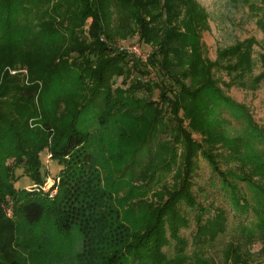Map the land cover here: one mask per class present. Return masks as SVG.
I'll use <instances>...</instances> for the list:
<instances>
[{
	"label": "trees",
	"instance_id": "1",
	"mask_svg": "<svg viewBox=\"0 0 264 264\" xmlns=\"http://www.w3.org/2000/svg\"><path fill=\"white\" fill-rule=\"evenodd\" d=\"M261 10L264 29V0ZM209 29L198 0H0V264H212L205 244L225 231L226 214L205 216L198 203L197 157L221 174L216 146L240 147L223 112L253 124L216 72L230 76L229 87L257 89L264 53L258 74L254 37L213 60L202 39ZM134 35L151 46L146 59L116 45ZM154 67L165 80L144 79ZM45 151L62 166L49 191ZM18 168L41 188H18ZM182 204L197 220L191 254ZM258 227L264 240V217ZM171 240L175 256L164 250ZM244 254L230 246L227 260L250 264Z\"/></svg>",
	"mask_w": 264,
	"mask_h": 264
},
{
	"label": "rangeland",
	"instance_id": "2",
	"mask_svg": "<svg viewBox=\"0 0 264 264\" xmlns=\"http://www.w3.org/2000/svg\"><path fill=\"white\" fill-rule=\"evenodd\" d=\"M209 13L210 29L202 33L205 46V55L211 59H216L217 51L221 47H226L242 41L248 37H254L257 43L254 45V74L262 70L261 54L264 53V29L259 23L263 16L261 10L262 0H198ZM139 46V54H150L152 48L144 43L138 35H134L126 40H120L116 45ZM137 57V56H136ZM138 58V57H137ZM24 72V73H22ZM11 74H24L23 70H11ZM216 76L222 84L225 93L235 102L246 106L253 124L247 122L244 117L232 116L227 110L223 112V125L229 138H236L239 144V153L232 150L229 142L216 146L217 160L221 174L215 171L208 159L200 153L196 161L194 173L193 190L197 201L203 205L208 213L205 216H214L218 211L223 210L226 214L225 231L221 232L213 242L205 244V256L212 264H234L232 260H227V251L230 246H239L244 252V257L249 259L250 264L264 263V240L260 237L258 224L264 217V194L260 193L259 187L264 189V81L257 89H246L237 85L227 86L225 83L231 80L230 76L223 70H218ZM144 79L152 82L165 80L164 75L158 68L150 70ZM122 83V78H118L116 85ZM153 100L159 99V89H155L152 94ZM165 121V119H164ZM168 125V120H166ZM194 137L201 141L200 134L195 133ZM166 135L159 134L158 140H163ZM155 145L152 144V150ZM42 171L48 176V182L54 180L61 169L57 160L50 158L48 152H42ZM148 154L141 155L140 160L145 163ZM9 162H12L10 159ZM144 165V164H143ZM143 165H135L134 171L139 173ZM20 176L16 183L18 188L33 189L41 187L24 173L23 168L17 169ZM173 173H169L166 182L173 183ZM252 177L251 181L240 180L239 177ZM142 180L136 184H142ZM235 185L237 195L240 197V204H237L232 194L231 186ZM155 185L156 183H152ZM45 191L51 187L46 186ZM159 185H155L150 196L159 194ZM151 200V198H148ZM245 202V205H244ZM185 214L189 218V224L181 229V236L188 240L186 252L191 254L195 249L193 236L197 231V220L195 211L182 204ZM200 211V210H199ZM205 219V217H203ZM253 232V235L252 233ZM77 237L79 234L76 232ZM164 250L169 256H175L177 251L176 242L171 240ZM232 261V262H231ZM240 264V263H239Z\"/></svg>",
	"mask_w": 264,
	"mask_h": 264
},
{
	"label": "built area",
	"instance_id": "3",
	"mask_svg": "<svg viewBox=\"0 0 264 264\" xmlns=\"http://www.w3.org/2000/svg\"><path fill=\"white\" fill-rule=\"evenodd\" d=\"M120 49L126 50L127 52H129V53H131L133 55H136L138 58H141V59H146L148 57V54H144V53H141V52L139 54L140 50H139V46H137V45H133V46L122 45V46H120ZM56 180L57 179H54L51 182H48V180H47L46 186L49 185V187H51L55 183ZM54 193H55V191L52 192V194H54Z\"/></svg>",
	"mask_w": 264,
	"mask_h": 264
}]
</instances>
